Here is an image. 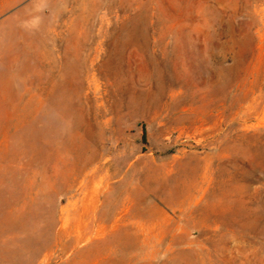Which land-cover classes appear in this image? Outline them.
Returning <instances> with one entry per match:
<instances>
[{"label":"rangeland","instance_id":"rangeland-1","mask_svg":"<svg viewBox=\"0 0 264 264\" xmlns=\"http://www.w3.org/2000/svg\"><path fill=\"white\" fill-rule=\"evenodd\" d=\"M0 264H264V0H0Z\"/></svg>","mask_w":264,"mask_h":264},{"label":"bare ground","instance_id":"bare-ground-1","mask_svg":"<svg viewBox=\"0 0 264 264\" xmlns=\"http://www.w3.org/2000/svg\"><path fill=\"white\" fill-rule=\"evenodd\" d=\"M124 168H125L124 164H120L119 167L115 168V169L109 168L111 170L112 175L118 177V179H117L116 183L114 184V186L111 187V190L103 197V201L101 202V212H100L101 220L105 219V221L107 220V222L110 221L111 222L110 228H112L114 226V224L116 225V223H118V222L119 223L123 222L126 218V213H127V211L125 210L124 202L121 204L123 209L121 208L122 210L120 212H116L115 209H117L119 204L116 201V197H118V196L115 195V193H117L119 190H123V192L121 193V194H123V193L127 192L128 189H131L132 192H130V193L137 194V197L140 196L139 195L140 187L138 184L133 186V188L126 187L129 183V181H131V179L128 177L129 169H124ZM95 179H96V176H93L90 179V183L94 182ZM156 186L161 187L162 184H156ZM134 191H135V193H134ZM118 195H120V194H118ZM138 199L140 200V198H138ZM124 200H125V203L131 202L127 197L126 198L124 197ZM139 200H137V201H139ZM132 205L134 206V204H132ZM178 218H179V216H178Z\"/></svg>","mask_w":264,"mask_h":264},{"label":"trees","instance_id":"trees-1","mask_svg":"<svg viewBox=\"0 0 264 264\" xmlns=\"http://www.w3.org/2000/svg\"><path fill=\"white\" fill-rule=\"evenodd\" d=\"M141 142L142 144L145 143V131L143 127L141 128Z\"/></svg>","mask_w":264,"mask_h":264}]
</instances>
